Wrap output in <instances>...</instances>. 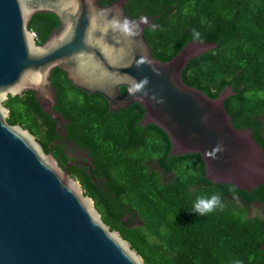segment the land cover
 <instances>
[{
  "label": "water",
  "instance_id": "95a60500",
  "mask_svg": "<svg viewBox=\"0 0 264 264\" xmlns=\"http://www.w3.org/2000/svg\"><path fill=\"white\" fill-rule=\"evenodd\" d=\"M125 1L0 0V264H144L68 173L72 162L59 165L32 132L6 120L5 98L29 89L41 111L61 122L52 107L53 67L110 109L137 102L139 123L163 130L168 155L194 154L211 182L249 192L264 180L259 133L223 106L231 87L211 97L180 73L215 42L151 48L143 36L151 16L127 12Z\"/></svg>",
  "mask_w": 264,
  "mask_h": 264
},
{
  "label": "trees",
  "instance_id": "16d2710c",
  "mask_svg": "<svg viewBox=\"0 0 264 264\" xmlns=\"http://www.w3.org/2000/svg\"><path fill=\"white\" fill-rule=\"evenodd\" d=\"M124 7L151 16L143 28L151 48L193 38L215 42L186 61L182 78L211 97L229 85L233 92L223 106L259 133L264 156V0H126ZM49 79L54 106L69 119L68 135L91 158L92 175L75 165L68 173L144 264H264V180L249 192L211 182L194 154L168 155L166 134L153 123H139L137 102L110 109L104 98L72 86L58 67ZM3 104L7 122L26 127L49 151L54 122L32 91L8 95ZM214 192L221 194L222 207L196 213L197 196ZM252 201L262 204L260 212L247 214Z\"/></svg>",
  "mask_w": 264,
  "mask_h": 264
},
{
  "label": "flooded vegetation",
  "instance_id": "af4514ba",
  "mask_svg": "<svg viewBox=\"0 0 264 264\" xmlns=\"http://www.w3.org/2000/svg\"><path fill=\"white\" fill-rule=\"evenodd\" d=\"M55 104L56 103L52 106L53 109L59 111L63 118H61V122L57 125L53 120V136H51L47 142V147L50 149L49 152L61 166L66 162H72L67 165V170L69 166L75 165L76 170L87 171V169L90 168L91 171V164L90 166H87L81 162L91 160L87 147L82 146L73 137L68 135L66 127L69 125V119L65 117L60 110L55 108ZM85 155H87V158Z\"/></svg>",
  "mask_w": 264,
  "mask_h": 264
},
{
  "label": "clouds",
  "instance_id": "9594fccd",
  "mask_svg": "<svg viewBox=\"0 0 264 264\" xmlns=\"http://www.w3.org/2000/svg\"><path fill=\"white\" fill-rule=\"evenodd\" d=\"M219 207H222V196L219 192H214L211 195L201 194L197 196L193 205L194 211L201 216L211 213Z\"/></svg>",
  "mask_w": 264,
  "mask_h": 264
},
{
  "label": "rangeland",
  "instance_id": "374dc122",
  "mask_svg": "<svg viewBox=\"0 0 264 264\" xmlns=\"http://www.w3.org/2000/svg\"><path fill=\"white\" fill-rule=\"evenodd\" d=\"M169 175V174H167ZM262 204L259 202L252 201L246 206L247 214H255L259 213L261 209ZM136 220V219H135Z\"/></svg>",
  "mask_w": 264,
  "mask_h": 264
}]
</instances>
